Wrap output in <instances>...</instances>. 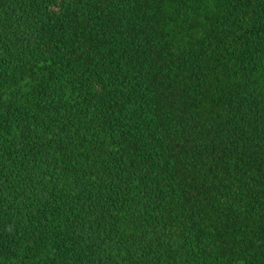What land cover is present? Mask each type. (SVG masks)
<instances>
[{"label":"trees","instance_id":"1","mask_svg":"<svg viewBox=\"0 0 264 264\" xmlns=\"http://www.w3.org/2000/svg\"><path fill=\"white\" fill-rule=\"evenodd\" d=\"M0 264H264V0H0Z\"/></svg>","mask_w":264,"mask_h":264}]
</instances>
